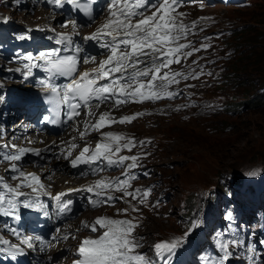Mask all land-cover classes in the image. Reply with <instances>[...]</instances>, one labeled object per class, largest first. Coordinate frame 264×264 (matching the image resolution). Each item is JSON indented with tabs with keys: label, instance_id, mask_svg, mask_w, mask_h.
<instances>
[{
	"label": "snow or ice",
	"instance_id": "obj_1",
	"mask_svg": "<svg viewBox=\"0 0 264 264\" xmlns=\"http://www.w3.org/2000/svg\"><path fill=\"white\" fill-rule=\"evenodd\" d=\"M56 6L68 4L74 9L83 12L90 20L94 21L92 5L98 0H51ZM191 5L199 3L203 9L202 0H188ZM19 4L20 0H16ZM185 0H106L104 10L106 15L93 32L83 37L85 41L95 44L106 53L105 58L97 62L96 56L85 55L81 58L83 49L75 44L72 37L79 35L77 29L80 27L77 20L66 21L62 27H71V32L57 34L56 43L64 45L63 52L70 54H59L61 49H52L40 52L37 56L28 53L22 57L27 61L23 65L26 71L23 73L27 79L32 75V69L42 68L46 78L39 81L45 93L47 102L51 106V116H44V121L57 124L60 123V115L63 111L66 117L65 123L73 121L79 124L77 118L83 113L85 119L82 123L83 130L78 131V137L85 141L83 147L71 138L66 147L60 148L57 159L61 157L68 160L71 167L79 168L87 166V171H82L81 176L99 175L108 168L123 169L119 176H100L92 183L81 185L79 188H69L58 192L54 196L47 189L39 175L34 172H25L19 163L29 153L40 156L43 150L32 147H21L11 145L14 152L0 154V159L10 162L9 170L16 173L13 180L18 181L15 185L9 184L3 176H0V215L13 217L19 220V209H35L48 216V205L41 201L40 197L49 196L57 202V211L64 213L71 211V200H64L71 192H86L88 204L91 208L104 206L114 207L116 201L126 203L128 207L116 209L117 216H98L92 222L82 221V227L96 233L95 237H84L77 249L72 264H171L172 257L176 251L183 246L188 235L199 226V222H193L191 228L182 237L164 240L154 244L156 259L150 258L141 251L143 237H138L136 231L142 226L141 220L129 213H141V207H156L149 203L153 188L133 187V181L137 176L132 170L141 166L140 161L150 153L143 155L136 153L124 155V152H132L137 146H146L151 143L150 139L137 141L134 136L125 133L104 131L115 124H131L145 115L144 111L135 112L130 115L116 117L113 110L120 109L128 104L156 103L164 100L178 99L182 90L180 85L188 80H199L205 75L204 69L198 64V60L189 58L194 54L207 50L211 47L209 43H200L197 47L191 39L197 32L205 30L203 24L210 18L198 17L187 21L189 15L180 11L185 7ZM3 22H7V18ZM38 30H43L39 29ZM55 32V29H51ZM32 31L31 29L28 30ZM25 39L26 35L20 36ZM208 40V37H204ZM18 59H20L18 57ZM96 64V67L80 70L81 65ZM196 67H193V66ZM174 66H180L177 69ZM200 70L197 71L196 68ZM20 71V69H17ZM211 76L212 73L208 72ZM57 78H65L66 83L57 84ZM194 84L184 83V88H193ZM192 93H187L189 102L177 105L174 109L194 106L191 101ZM0 99H3L0 97ZM110 104L109 111L99 112L102 105ZM211 107V105H209ZM187 118V117H186ZM97 133L100 137L93 146L87 142L90 134ZM29 144L33 143L31 140ZM55 144V142H53ZM64 143V142H61ZM0 147L7 148L8 145ZM47 150V149H45ZM78 150V151H77ZM76 152L77 154L73 155ZM251 172L249 175H256ZM145 175H149L145 172ZM29 189L28 192L22 189ZM116 193L120 195L117 196ZM23 198V199H21ZM135 201V203H133ZM226 219L231 220L229 213ZM79 231V229H77ZM55 240H68L71 235L62 233L58 228ZM14 235L18 233L13 230ZM40 240V237H24L22 243L29 248L33 247L32 240ZM0 243L9 245V241L0 240ZM264 244V241H260ZM216 247L219 254L204 257V264H228L234 255V249L245 248L246 258L249 264H256V248L254 244H245V241L235 236L225 238L223 234L218 238ZM10 255L21 253L19 245H10Z\"/></svg>",
	"mask_w": 264,
	"mask_h": 264
},
{
	"label": "rangeland",
	"instance_id": "obj_2",
	"mask_svg": "<svg viewBox=\"0 0 264 264\" xmlns=\"http://www.w3.org/2000/svg\"><path fill=\"white\" fill-rule=\"evenodd\" d=\"M203 4V9L197 3L183 10L192 18H210L208 23L203 24L205 30L191 37L192 40L195 37L198 39L197 47L200 43H207L204 37H214L212 45L221 46L223 42L232 44L241 36L240 41L247 45L241 52L240 48L235 50V57L232 55L233 58L229 62L232 69L227 74L230 80L224 83L223 79H217L221 81L222 88L208 90V87H203L199 90L201 101L196 103V109H191L195 112L194 115L181 116L161 107L153 110L154 113L151 115L138 119L124 128L137 133L140 137L151 139L154 154L149 158L150 165L154 167L153 176L164 182L170 195V205L165 207L159 216L154 215L155 209L151 207H144L141 213L135 214H145L140 230L148 242L162 236L170 238L174 233L180 232L181 226L185 224L182 215L184 211L181 209L183 203L184 210L190 211L195 203L199 205L201 204L199 201L209 197L210 191L220 190V185L235 191L237 186L233 175H239L249 186H258L264 190V98L255 97L264 94V0H251L249 5L240 0L226 2L211 0L203 1ZM10 8H12L10 5L7 8L2 4L0 11ZM12 11L10 13L13 18L15 14L16 16L23 14L22 10L15 8ZM42 14L37 9L24 17H30L32 23H36L41 21ZM13 22L18 24L19 21L15 17ZM233 28H235L233 31L220 34L226 29ZM219 58L224 60V55L210 47L194 54L188 62L198 60L204 71L211 72L208 67L217 65L219 62L216 61ZM196 70L200 68L197 67ZM218 73L217 71L213 74L212 78H217ZM191 82L192 80L182 82L181 90L194 94L196 91L193 88H184V83ZM216 102L222 104L239 102L245 105L232 111L225 110ZM136 109L137 107H134L129 111ZM113 132L119 130L115 129ZM42 150L45 155L49 152L45 148ZM43 160L41 174L46 177L51 166L47 163V156H44ZM27 168L31 169L32 166ZM59 169L57 179L51 180L50 184L56 189L70 185L72 178L78 179L72 173L69 175V171ZM251 172L257 174L249 175ZM119 205L128 207L126 203L119 202ZM105 210L113 209L105 207L93 210L88 216ZM200 238H204L203 233H200ZM261 246L264 247V244ZM263 250L261 248V252ZM185 251L187 261L193 264L192 246L186 244ZM259 253L260 251L257 254ZM244 260L245 262L241 261L239 264H249L246 256ZM259 264H264V254Z\"/></svg>",
	"mask_w": 264,
	"mask_h": 264
},
{
	"label": "bare ground",
	"instance_id": "obj_3",
	"mask_svg": "<svg viewBox=\"0 0 264 264\" xmlns=\"http://www.w3.org/2000/svg\"><path fill=\"white\" fill-rule=\"evenodd\" d=\"M38 14V13H37ZM39 16V15H38ZM21 19H24V21H27V23L28 24H30L29 23V21L28 20H30V17H27V18H25L24 16H21L20 17ZM40 19V18H39ZM21 23V22H20ZM37 23V22H36ZM48 23H50L49 21H48V19L47 18H42V22H41V24H43V25H46V24H48ZM49 141V139L48 140H46V142H48ZM45 144V143H44ZM44 144H37V146H40L41 148H45V149H47L49 152H51V151H56L58 148H53V146L52 145H49V146H46V147H44ZM47 162V161H46ZM47 163H49V165L51 166V167H54V166H56V167H58V168H62L63 169V171H65L66 169H67V167H66V164H65V161L62 159V157L60 158V159H57V155H55V156H53L52 157V159L51 160H49V158H48V162ZM48 167V166H47ZM55 168V167H54ZM47 171V170H46ZM44 173V172H43ZM71 180V179H70ZM72 180H73V182H78V180H76V179H73L72 178ZM76 185H78V184H72L71 186H62V188H60V189H65V188H69V187H73V186H76ZM63 251H64V248H63Z\"/></svg>",
	"mask_w": 264,
	"mask_h": 264
},
{
	"label": "trees",
	"instance_id": "obj_4",
	"mask_svg": "<svg viewBox=\"0 0 264 264\" xmlns=\"http://www.w3.org/2000/svg\"><path fill=\"white\" fill-rule=\"evenodd\" d=\"M242 37L241 36H238L237 38H236V41L234 42V43H225V44H228V45H230L231 47H233L234 48V50H237V49H241L240 50V52L241 51H243L244 50V48H245V46L247 45V44H245L244 42H241L240 41V39H241ZM236 55V54H235ZM232 69V67H230L229 68V66H228V69H227V73L229 74L230 73V70ZM230 80V78L228 77V75H227V77H226V81H225V83H227V81H229ZM256 98L257 97H262V98H264V94H258V95H256L255 96ZM242 106L243 105H245L244 103H240Z\"/></svg>",
	"mask_w": 264,
	"mask_h": 264
}]
</instances>
